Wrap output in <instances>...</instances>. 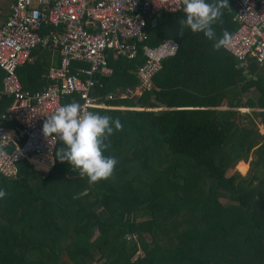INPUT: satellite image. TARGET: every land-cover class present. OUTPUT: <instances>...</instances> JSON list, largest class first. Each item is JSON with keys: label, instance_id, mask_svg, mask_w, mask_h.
<instances>
[{"label": "trees", "instance_id": "1", "mask_svg": "<svg viewBox=\"0 0 264 264\" xmlns=\"http://www.w3.org/2000/svg\"><path fill=\"white\" fill-rule=\"evenodd\" d=\"M228 5L213 25L217 37L236 28ZM182 9L160 12L154 25L155 15L145 14L135 57L105 50L111 73L92 74L94 94H112L105 102L122 107L93 109L122 125L113 124L106 141L104 155L118 161L110 178L90 184L56 159L59 138L52 165L38 161L48 171L21 160L14 177L0 174L7 193L0 199V264H264V138L257 128H264V65L249 59L247 77L203 33L186 28L180 36ZM164 39L177 48L161 60L150 89L117 97L137 82L139 46ZM50 53L37 46L16 67L23 89L46 86L47 67L57 63ZM76 67L87 63H70ZM250 89L256 96L242 101ZM10 101L0 93V113ZM73 102L75 95L62 101ZM238 107L250 111L239 115ZM238 161H248L247 175L232 170Z\"/></svg>", "mask_w": 264, "mask_h": 264}, {"label": "built area", "instance_id": "2", "mask_svg": "<svg viewBox=\"0 0 264 264\" xmlns=\"http://www.w3.org/2000/svg\"><path fill=\"white\" fill-rule=\"evenodd\" d=\"M230 1L236 28L230 46L223 49L247 74L249 59L264 65V0ZM181 5V0H12L0 24V93L11 97L0 113V174L14 177L21 160L37 171L49 170L39 167L38 161L49 158L53 162L58 136L46 139L43 124L66 105L64 99L75 95L82 112L122 108L105 102L114 95L101 97L93 92L92 74L111 73L105 50L133 59L145 37L144 15L174 12ZM37 46L49 49L58 60L47 67L46 86L30 91L21 87L15 69L30 61V51ZM139 47L143 61L134 70L137 82L117 97L136 98L148 91L151 76L162 59L174 55L177 44L164 39L155 46ZM73 61L85 62L87 67L71 71Z\"/></svg>", "mask_w": 264, "mask_h": 264}, {"label": "clouds", "instance_id": "3", "mask_svg": "<svg viewBox=\"0 0 264 264\" xmlns=\"http://www.w3.org/2000/svg\"><path fill=\"white\" fill-rule=\"evenodd\" d=\"M185 18L179 21L177 32L184 35V29L193 33H203L213 48L219 51L227 48L232 41V35L224 30L217 37L213 25L220 20L222 9L229 7L228 0H181ZM115 130H122L119 118L95 112H82L79 103H69L60 106L48 116L43 124V135L46 139L58 136L62 147L57 150L56 159L68 162L73 170H78L81 177H87L88 182L95 183L106 180L113 174L118 161L111 156H105L104 150L110 147L106 143ZM6 191L0 189V199L6 196Z\"/></svg>", "mask_w": 264, "mask_h": 264}, {"label": "rangeland", "instance_id": "4", "mask_svg": "<svg viewBox=\"0 0 264 264\" xmlns=\"http://www.w3.org/2000/svg\"><path fill=\"white\" fill-rule=\"evenodd\" d=\"M256 96V92L253 89L248 90L247 92L243 93L241 95V99L242 101H244L246 98H254ZM245 107H238V113L239 115L243 114V113H248L250 111L249 108L244 109ZM153 110H158V109H153ZM243 123V121H242ZM258 132L263 136L264 138V128L261 127L260 125H258ZM250 159V158H249ZM248 159V161H249ZM248 161H238L232 168V170H236L239 174L241 175H247L248 171H249V164ZM52 163V162H51ZM46 170V169H45ZM230 170V171H232ZM42 171V170H40ZM44 172V171H43ZM219 201L221 204H225L227 203V200L225 198H219ZM142 218V217H140Z\"/></svg>", "mask_w": 264, "mask_h": 264}, {"label": "crops", "instance_id": "5", "mask_svg": "<svg viewBox=\"0 0 264 264\" xmlns=\"http://www.w3.org/2000/svg\"><path fill=\"white\" fill-rule=\"evenodd\" d=\"M12 0H0V24L6 19L8 15V6ZM51 52V51H50ZM52 53V52H51ZM50 53V54H51ZM54 55V53H52ZM56 55V54H55ZM52 56V55H51ZM57 56V55H56ZM58 60V58H57ZM53 65L56 63H50L49 65ZM48 65V66H49ZM46 77V76H45Z\"/></svg>", "mask_w": 264, "mask_h": 264}, {"label": "water", "instance_id": "6", "mask_svg": "<svg viewBox=\"0 0 264 264\" xmlns=\"http://www.w3.org/2000/svg\"><path fill=\"white\" fill-rule=\"evenodd\" d=\"M159 13L160 12L155 13V17L150 20V25H154L157 22Z\"/></svg>", "mask_w": 264, "mask_h": 264}]
</instances>
